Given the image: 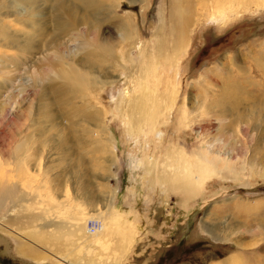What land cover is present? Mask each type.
Instances as JSON below:
<instances>
[{
    "label": "rangeland",
    "instance_id": "rangeland-1",
    "mask_svg": "<svg viewBox=\"0 0 264 264\" xmlns=\"http://www.w3.org/2000/svg\"><path fill=\"white\" fill-rule=\"evenodd\" d=\"M166 4L122 0L115 7L114 14L133 17L131 51L152 47ZM228 9L226 24L211 20L212 10H195L171 80L173 108L154 124L127 109L159 70L148 66L142 80L127 78L133 71L124 75L130 69L121 42L120 63L109 66L115 76L74 99L88 97L101 114L98 126L86 122L92 135L78 131L84 144L70 132L63 146L65 129L33 127L39 107L45 110V69L33 64L43 54L0 47V183L14 190L0 206V264H264V7L239 15ZM14 17L3 15L12 32ZM103 18L100 37L118 36L117 22ZM81 33L66 37V57L76 45L96 44L93 33ZM224 100L237 115L221 112ZM92 218L101 224L94 233L86 230Z\"/></svg>",
    "mask_w": 264,
    "mask_h": 264
},
{
    "label": "bare ground",
    "instance_id": "bare-ground-1",
    "mask_svg": "<svg viewBox=\"0 0 264 264\" xmlns=\"http://www.w3.org/2000/svg\"><path fill=\"white\" fill-rule=\"evenodd\" d=\"M121 1L122 0H8V4H4L2 0H0V47L15 48L18 51H25L29 53L32 58L38 53L44 55H40L38 58L35 57L37 58L36 61H32L29 64L30 66L38 64L41 70L44 68V72L40 74L42 77H45L44 80H47V82L42 85V90L39 91L41 106L45 108V110L40 112L39 107L37 116L34 118L35 121L33 120V127L39 125V127L43 128L42 130L46 129L44 126L50 129H65L68 133L61 137V145L63 146H66L65 143L72 140L69 135L70 132L72 135H74L73 133H77L76 136H73L74 139H76V142L79 144H84L86 138H82L81 135L78 134V131L84 129V136H89L92 135V130H90L91 127L88 128L87 124L99 125L101 114L94 110L91 100L85 97V101L83 98L80 103H77L74 99L76 97L85 96V94L89 95L90 90L98 88V86H95L96 83L104 82V79L115 74L110 73L111 68L109 66L113 69L115 64L120 63L117 51L121 42L125 45L126 55L124 54V57L130 69L129 72L124 71V75L127 76L133 71L127 78L131 79L137 77L142 80L148 66L154 68L153 71L159 70L155 76L157 78L156 82L151 83L150 89L148 91L145 90L147 92L144 91L145 93H141L138 96H136L134 92V94L131 95L132 99L127 109V113H129L130 108L134 111V114L136 113L138 115L137 120H149L154 124L155 121L160 118V115L164 113L163 110L167 111L168 109V111H171L173 108L177 89L173 86L171 80L176 76L180 59L186 54L189 43V29L191 25H194L195 10L200 8L203 11H207V13L212 10L210 19L218 21L221 24H226L228 16L223 13L228 7L235 15H239L243 9L249 11L253 6L264 7V0H166L169 11L167 15L163 16L165 6L160 9L159 18L161 19V23L155 29V39L152 43V47L149 48L140 45L139 48L133 52L131 50L136 44V29L132 15L127 13L122 17L121 15L113 13L115 7L119 6ZM127 1L145 2L146 0ZM218 13H220V15H217ZM3 15H6V17L15 16V19H13L15 22L14 32H12V29H9L10 27L7 21L3 19ZM103 16L109 19L113 18L117 22V27H114L118 30V36L113 37V34L111 35L110 33L107 38L100 37L99 30L101 22L104 19ZM18 25L21 28H19ZM81 32H84L85 35L93 33L95 35L96 44L92 48L88 46L87 49L83 47L85 43L81 46L76 45L72 48V53L75 51L76 55H72L71 51H69L71 55L67 56V58L66 55L62 53V49L65 48L63 44L65 42L68 43L66 37L68 34L72 35L68 38L71 40L79 37V35L82 34ZM118 37L121 39L118 40L119 42H116L115 46L114 41ZM82 49L85 51L80 54L79 51ZM147 49L150 53L148 56H145V53L148 52ZM140 52H142V55H140ZM19 57L24 58L21 55H19ZM0 62L4 63L1 57ZM136 63L137 65H135ZM4 66L5 65H2V67ZM160 70H162L161 72L163 75ZM95 73L99 74L103 80L100 81V79L97 78L99 76ZM53 75L60 80V84L55 81L56 79H53ZM4 81H0V88L5 86L4 84L6 82ZM225 102L224 100L221 103V112L223 114L230 112L232 115H237V111L234 108L225 106ZM125 105H127V103ZM52 107L54 108L52 109ZM130 114L132 115L131 112ZM239 117H242V114L239 113ZM28 138L30 140L29 135ZM24 144L25 143H19L16 148L17 153L21 154V156L25 148ZM68 151L67 149H63L65 155H67ZM102 152L103 148L100 147L97 149L96 153L99 154ZM83 161L84 158L80 155L78 164ZM17 170L20 174L23 172L21 163L18 164ZM174 176H176V174L169 171L164 180L167 183H171V181L175 179ZM85 187L86 189L88 188L87 185H85ZM11 191L14 193V190L7 189L4 184L0 183V206L4 203L7 204L8 200H10L9 196L12 193ZM92 219L97 220V218ZM44 225H47V223H44L43 226ZM86 230L89 231L88 228Z\"/></svg>",
    "mask_w": 264,
    "mask_h": 264
},
{
    "label": "built area",
    "instance_id": "built-area-1",
    "mask_svg": "<svg viewBox=\"0 0 264 264\" xmlns=\"http://www.w3.org/2000/svg\"><path fill=\"white\" fill-rule=\"evenodd\" d=\"M101 226V224L95 220H92L88 224V229L91 233L96 232V230Z\"/></svg>",
    "mask_w": 264,
    "mask_h": 264
}]
</instances>
